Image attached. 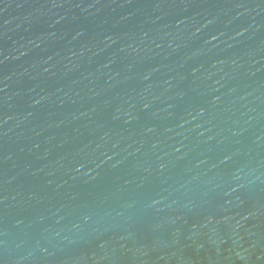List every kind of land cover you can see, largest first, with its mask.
I'll use <instances>...</instances> for the list:
<instances>
[{
    "label": "water",
    "instance_id": "1",
    "mask_svg": "<svg viewBox=\"0 0 264 264\" xmlns=\"http://www.w3.org/2000/svg\"><path fill=\"white\" fill-rule=\"evenodd\" d=\"M0 264H264V0H0Z\"/></svg>",
    "mask_w": 264,
    "mask_h": 264
}]
</instances>
